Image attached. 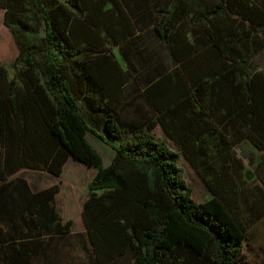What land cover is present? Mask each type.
<instances>
[{"label": "trees", "instance_id": "trees-1", "mask_svg": "<svg viewBox=\"0 0 264 264\" xmlns=\"http://www.w3.org/2000/svg\"><path fill=\"white\" fill-rule=\"evenodd\" d=\"M0 7L19 49L12 76L0 66V264H71L73 221L56 208L58 188L34 191L25 178L8 179L23 167L60 175L69 158L98 169L83 207L95 264H127L128 254L132 264H244V173L209 174L213 195L198 202L180 161L224 156L243 171L230 148L249 139L264 149V70L252 61L264 48V0H159L142 19L168 52L190 15L211 48L189 87L179 69L148 76L144 100L133 101L135 118L123 115L119 100L135 74L103 37L121 48L139 36L118 0H0ZM158 124L178 150L157 137ZM88 132L114 149L107 166Z\"/></svg>", "mask_w": 264, "mask_h": 264}, {"label": "rangeland", "instance_id": "rangeland-1", "mask_svg": "<svg viewBox=\"0 0 264 264\" xmlns=\"http://www.w3.org/2000/svg\"><path fill=\"white\" fill-rule=\"evenodd\" d=\"M4 13L5 9L0 7V66L9 68L10 76H12L14 70L11 65L18 57L19 49L11 31L4 22ZM99 28L101 30H106L103 23L99 25ZM78 30L79 25L77 26V31ZM151 31L152 27L149 26V28L141 31L139 36L133 35L131 37L133 40L128 41L127 44L121 46V48L119 45L113 44L112 40L108 38V36L103 35L105 38V45L109 46L111 51L118 58L121 66L124 68L127 67L129 72L135 74V76L131 79L130 85L128 84L126 87L125 94L127 97H124V94L119 96L121 111L124 116L129 118L131 116L135 118L137 114H140L138 111H133L132 108L135 106L133 101L141 94L144 100L145 89L149 84L148 76H155L156 78L158 77L161 79L173 74V72L179 69L181 72V76L179 78L180 82L183 83L184 88L189 87V85L185 82L188 81L189 83L191 78L194 77L196 73L205 70V65L201 63V57H203V53L208 50L210 51L211 48V42L206 35L204 25L197 23L192 15L182 22L178 32L173 35L172 48L174 52H168V50L164 48L163 44H160L156 40L157 38L155 34ZM143 36L148 37V39H146L145 46H140V50L137 47L133 49L135 42L143 40ZM151 36L152 38H150ZM78 39L83 40L84 38L82 39V37L79 36ZM149 39H151V42L149 46H147ZM130 43L133 44L128 47V44ZM146 50L151 53V56L144 53ZM121 51H125V56H122ZM124 57H126V59ZM163 58L165 59L164 62L161 61ZM101 59L102 57L97 58V60L94 61L96 64H99ZM173 60L176 61V63H173ZM252 61L254 66L258 67L261 71L264 70L263 47L262 50L255 54ZM168 80L172 82V80ZM72 82L73 85L76 86L75 81ZM133 96L135 97L133 98ZM143 100L140 99L137 102H141ZM80 105L85 115L88 117L87 108L84 102L80 101ZM211 105L213 106V104ZM217 115H220L219 111H217L214 116V120L218 122ZM220 127H222L221 124ZM153 131L157 137L164 139L173 149H179L174 138L171 137L160 124L156 125ZM228 133L232 135L233 131H228ZM87 139L102 155L104 165L107 166L110 164L115 155L114 149L91 132L87 133ZM230 151L236 153L237 158L241 159L243 171L238 170L240 166H237V164H229L227 162L228 160H226L224 156H219L212 164H209V161L206 163H198L182 154L180 164L184 169L185 179L188 185L192 188L193 197L196 201L202 202L212 197L213 188L209 185L207 177L209 174L218 175V177H220L221 171H224L227 179L230 174L231 177L234 176L233 178L238 177L239 179V176L244 173V176L242 175L243 179L240 180H243V183L246 185V191L253 189L251 188V185L254 183L252 181V176L255 173L252 158L253 151L264 152V149L260 150L259 146L252 144L251 141L247 139L242 141L236 147L230 148ZM97 172V168L89 167L80 161L69 158L60 175H55L41 168L23 167L13 175L8 176V179H15L18 177L27 179L34 191L52 186L58 188V193L55 197L56 208L61 214L64 222L67 220L73 221L72 230L66 235V239L74 246V255L70 261L71 264H95L94 258L92 257L94 249L89 239L83 207L88 197V184L97 175ZM245 176H248V180L253 183H247V181H245ZM221 184L222 183L219 178L218 185H216V187L221 188ZM245 199L246 197L244 193H242L241 200ZM86 248L90 249V252L88 250L87 253L85 250ZM244 250V255L247 258L248 263L264 264V256H260L258 253H256V255L254 252L250 253L247 249ZM123 261L127 264H132V255L128 254Z\"/></svg>", "mask_w": 264, "mask_h": 264}, {"label": "crops", "instance_id": "crops-1", "mask_svg": "<svg viewBox=\"0 0 264 264\" xmlns=\"http://www.w3.org/2000/svg\"><path fill=\"white\" fill-rule=\"evenodd\" d=\"M118 6L121 8L120 10L126 11L130 21L137 25L138 33H140L144 30V24H148V20L144 21L142 18L152 14L158 8L159 0H118ZM252 158L255 170L252 176L254 183L248 180V176H245V181L253 183L251 185L253 189L245 190V200H241V195L239 198V208L242 220L246 225L247 235L243 244V254L244 249H247L250 253L254 252L264 256V152L253 151ZM243 263L250 264L245 255Z\"/></svg>", "mask_w": 264, "mask_h": 264}]
</instances>
